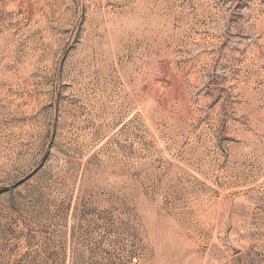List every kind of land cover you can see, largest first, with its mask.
Here are the masks:
<instances>
[{"label":"rangeland","instance_id":"obj_1","mask_svg":"<svg viewBox=\"0 0 264 264\" xmlns=\"http://www.w3.org/2000/svg\"><path fill=\"white\" fill-rule=\"evenodd\" d=\"M0 264H264V0H0Z\"/></svg>","mask_w":264,"mask_h":264}]
</instances>
